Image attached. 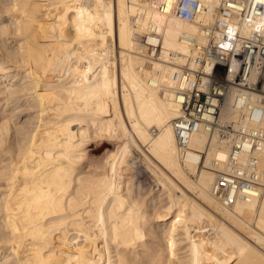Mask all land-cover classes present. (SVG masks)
Returning <instances> with one entry per match:
<instances>
[{
  "label": "bare ground",
  "instance_id": "1",
  "mask_svg": "<svg viewBox=\"0 0 264 264\" xmlns=\"http://www.w3.org/2000/svg\"><path fill=\"white\" fill-rule=\"evenodd\" d=\"M198 34L154 0H0V264H264V190L224 206L211 162L229 145L176 143L174 62ZM251 100L228 95L220 121L250 125Z\"/></svg>",
  "mask_w": 264,
  "mask_h": 264
},
{
  "label": "built area",
  "instance_id": "2",
  "mask_svg": "<svg viewBox=\"0 0 264 264\" xmlns=\"http://www.w3.org/2000/svg\"><path fill=\"white\" fill-rule=\"evenodd\" d=\"M154 1L158 11L194 21L199 28L198 36H184L192 52L174 62L172 72L179 107L172 126L180 153L190 148L194 133H215L229 148L222 164L211 162L213 195L224 206L258 196L264 190V167L256 155L264 150V0H219L210 20L197 19L208 9L200 0ZM150 32L140 36V43L146 58L155 59L159 45L147 40ZM228 95L235 105L252 98L244 105L250 125L220 121Z\"/></svg>",
  "mask_w": 264,
  "mask_h": 264
},
{
  "label": "rangeland",
  "instance_id": "3",
  "mask_svg": "<svg viewBox=\"0 0 264 264\" xmlns=\"http://www.w3.org/2000/svg\"><path fill=\"white\" fill-rule=\"evenodd\" d=\"M141 36V35H140ZM142 148V149H141ZM133 149H134V151H133ZM138 149V147H131V151L129 150V153H130V155L131 156H133L134 158H135V161H136V166H139L140 168H144V167H146L145 169L147 170V172L149 173H151L152 172V169L154 170V164H155V159H153L151 156H149V154H148V157L150 158V160H149V158H147V156L146 157H144L145 155H144V153L142 152V151H145L144 150V148H143V146H140V148H139V150H137ZM135 151H137V152H135ZM139 151H140V153H139ZM142 153H143V155H142ZM145 160V161H144ZM149 160V161H148ZM152 160V161H151ZM154 161V162H153ZM147 162V163H146ZM151 162V163H150ZM139 163V164H138ZM153 163V164H152ZM157 163V162H156ZM144 164V165H143ZM149 165H152V166H149ZM149 170V171H148ZM148 175V174H147ZM190 176H192V175H190ZM137 177H139V179L142 181V180H147V177H146V175L144 176V174L142 175L141 173H139V175L137 176ZM193 178H195L194 176H192ZM150 179H152V177H151V175H150V177H149ZM190 196L192 197V198H194V196L190 193Z\"/></svg>",
  "mask_w": 264,
  "mask_h": 264
}]
</instances>
